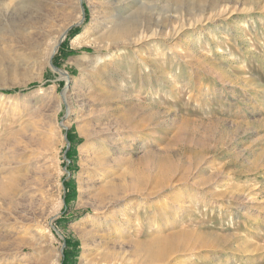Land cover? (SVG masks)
<instances>
[{"label":"rangeland","instance_id":"obj_1","mask_svg":"<svg viewBox=\"0 0 264 264\" xmlns=\"http://www.w3.org/2000/svg\"><path fill=\"white\" fill-rule=\"evenodd\" d=\"M15 1L0 264H264V0ZM35 28L56 49L22 64Z\"/></svg>","mask_w":264,"mask_h":264},{"label":"bare ground","instance_id":"obj_2","mask_svg":"<svg viewBox=\"0 0 264 264\" xmlns=\"http://www.w3.org/2000/svg\"><path fill=\"white\" fill-rule=\"evenodd\" d=\"M122 1H126V2H128L129 3V1L128 0H122ZM132 2V1H131ZM145 2V1H144ZM144 2H142V0H137L136 1V3H144ZM27 3H29L27 0H16L15 2H14V5L12 6V8L14 9V10H23V9H25L26 8V10H27V8H28V4ZM117 3V2H116ZM128 3H126V5L128 4ZM120 4H121V2H120ZM123 5H125V4H123ZM129 5V4H128ZM126 8V9H125ZM123 9H125V10H129V7H127V6H124L123 7ZM3 10V8H0V11H2ZM1 14V13H0ZM174 17V16H173ZM90 25H91V22H90ZM90 25L88 24L86 27H85V29L80 33V34H78L75 38H74V44L75 45H80L81 44V42L83 41V39H84V37H86V35H87V33H88V31H89V29H90ZM176 26L174 25V24H172L170 27H169V29L171 30V31H174V28H175ZM154 28V29H153ZM160 28H162V26L160 25V24H158V23H156L155 22V20H152L151 22H150V24H148L147 26H142V25H140V26H137V29H135V28H133L132 29V34L133 35H135V36H137L138 38H140L142 35H144V33H146L147 31H149V30H151V29H153V30H155V29H160ZM163 29V28H162ZM176 29V28H175ZM129 30H130V28L129 27H127V26H119L118 28H117V32H120V33H125V32H129ZM169 30V31H170ZM36 31H38L37 32V34H36ZM36 34V35H35ZM35 34H32L31 32H26V33H22V37H23V41H21V45L19 44V49H20V51L18 52V61L20 62V63H22V64H24V63H27V62H29V61H43V60H45L46 61V59H47V57L51 54L52 55V53L55 51V49H56V46H57V43H55V42H49V43H47V44H45L44 43V40H43V37H45V38H47L48 37V34L45 32V31H42L41 29H37L36 30V28H35ZM0 38H1V36H0ZM46 42H48V41H46ZM97 48H100V47H97ZM17 61V62H18ZM15 137V136H14ZM9 180H11L12 181V179H9ZM4 181V180H3ZM5 181H6V179H5ZM1 182V181H0ZM5 184H7V182H5ZM8 186V185H7ZM3 187H5V186H3ZM1 188V187H0ZM2 189V188H1ZM4 189V188H3ZM6 189V188H5ZM8 189V188H7ZM7 191V190H6ZM5 191V192H6ZM8 192V191H7ZM5 194H7V193H5ZM8 195V194H7ZM4 219V225H6V223H5V218H3ZM3 225V226H4ZM5 235V234H4ZM6 239H4L3 240V242H2V245L3 246H6V241H5ZM59 255V254H58ZM82 256V255H81ZM85 260V259H84ZM84 260H81L80 262H79V264H101L99 261H93V262H90V263H88L87 261H84Z\"/></svg>","mask_w":264,"mask_h":264}]
</instances>
